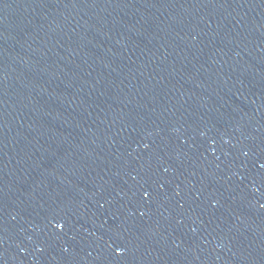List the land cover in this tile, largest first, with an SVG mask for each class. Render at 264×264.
Segmentation results:
<instances>
[{"label": "water", "instance_id": "obj_1", "mask_svg": "<svg viewBox=\"0 0 264 264\" xmlns=\"http://www.w3.org/2000/svg\"><path fill=\"white\" fill-rule=\"evenodd\" d=\"M68 0H0V199L39 72Z\"/></svg>", "mask_w": 264, "mask_h": 264}]
</instances>
